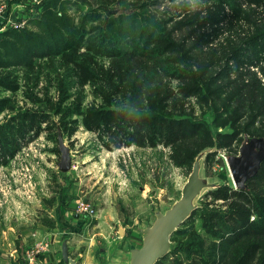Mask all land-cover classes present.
<instances>
[{
  "label": "trees",
  "instance_id": "obj_1",
  "mask_svg": "<svg viewBox=\"0 0 264 264\" xmlns=\"http://www.w3.org/2000/svg\"><path fill=\"white\" fill-rule=\"evenodd\" d=\"M7 1L21 5L17 22L34 4ZM176 1L41 0L22 26L0 17V114L11 112L0 162L22 139L71 142L80 126L106 149L169 147L186 170L203 150L264 138V0ZM17 95L30 107L16 109ZM206 197L155 264H264V160L244 187L221 183Z\"/></svg>",
  "mask_w": 264,
  "mask_h": 264
},
{
  "label": "rangeland",
  "instance_id": "obj_2",
  "mask_svg": "<svg viewBox=\"0 0 264 264\" xmlns=\"http://www.w3.org/2000/svg\"><path fill=\"white\" fill-rule=\"evenodd\" d=\"M40 1L35 0L34 6H38ZM180 1H188L191 7L195 8L202 0H177L176 3ZM0 4L3 5L4 16H7L11 5L8 9L7 0H0ZM12 6L13 10L17 8L15 3ZM32 8L37 9L36 6ZM177 8L179 7L174 9ZM30 10L31 8L26 12V19L35 15L34 11ZM15 11L19 13L21 9ZM15 22L17 21L8 24L16 27ZM18 25L22 26L23 22H19ZM254 70L257 68L254 67ZM259 76L261 77L260 74ZM261 80L264 81V77ZM0 92V96L8 94L3 90ZM190 99L195 113L199 114L200 108L195 99L193 97ZM14 100L12 103L16 109L31 105L29 101L25 103L21 95H17ZM10 115L8 109L4 110L0 114V123L9 119ZM28 133L32 135V132ZM28 133L26 137H29ZM59 134L61 142L69 149L72 160V166L65 174H62L58 167L61 155L58 144L55 145L47 139L45 131L39 136L20 140L16 152L6 156L5 163L0 162V231H6L4 229L6 224L11 225L12 233L9 237L12 241L17 242L18 233L23 231L30 234L40 219L36 218L40 207L52 206H45L42 197H48L54 190L57 192L63 188L66 190L72 185L70 182L80 179L81 184H77L76 187H81L83 193L88 190H92L95 195H100L99 192L108 193L129 232L138 229L140 235L137 238H140L143 229L151 225L158 215L176 210L184 194H188L190 205L195 209L209 200V197H206L209 190L221 183L234 185L229 163L239 156L242 146L253 143L255 150L264 149V138L244 135L237 153L225 148L203 150L196 156L191 168L186 170L174 164L170 157L171 149L166 146L132 144L106 149L101 145L97 135L83 126H80L72 136L71 142ZM93 201L96 202V199L93 198ZM91 204L94 205L92 202ZM15 219L20 223L14 224ZM198 223L196 220L195 224ZM18 225H22V229H19ZM27 237H24V245L29 243ZM172 246L173 242L169 240L164 248V256L169 253ZM0 247H3L1 236ZM172 257L168 256L166 264H171ZM183 262L186 264L187 260Z\"/></svg>",
  "mask_w": 264,
  "mask_h": 264
},
{
  "label": "crops",
  "instance_id": "obj_3",
  "mask_svg": "<svg viewBox=\"0 0 264 264\" xmlns=\"http://www.w3.org/2000/svg\"><path fill=\"white\" fill-rule=\"evenodd\" d=\"M18 6L21 5L18 4ZM18 14L14 13L12 17L18 16ZM71 166L72 160H70V167L66 171H61L62 174L67 173ZM65 176L67 178L68 175ZM70 184L72 185L68 186L66 190L65 188L58 192L54 190L47 197L53 198L52 206L50 208L42 206L36 213L37 219L42 214L51 217L53 226L41 223L39 219L29 235L26 231L18 233L16 242V240H10L9 237L12 233L11 225H5L6 231H0L3 244V247H0V264L129 263L133 250L141 245L143 234L137 238L140 235L138 229L129 232L116 204L112 203L108 197V193L99 192L98 194H102V196L95 195L92 190L83 193L81 187H76L77 184H81V179L74 180ZM80 197L94 204L96 209L94 215L83 214L76 210L75 203ZM93 198L96 199V202L93 201ZM14 221V224L20 223L17 219ZM18 227L22 229V225H18ZM26 236H28L26 240L28 239L29 243L24 245ZM40 239L48 240L49 247L38 254L34 261L29 262L24 255V249ZM64 240L68 247V262L64 261L61 253V245Z\"/></svg>",
  "mask_w": 264,
  "mask_h": 264
},
{
  "label": "water",
  "instance_id": "obj_4",
  "mask_svg": "<svg viewBox=\"0 0 264 264\" xmlns=\"http://www.w3.org/2000/svg\"><path fill=\"white\" fill-rule=\"evenodd\" d=\"M60 136L59 134L58 149L61 155L58 167L61 171H66L70 167V151L61 142ZM262 160H264V149L255 150L253 143L242 146L239 156L229 163L234 186L244 187L246 181L257 173ZM193 209L188 194H184L176 210L158 215L151 225L143 229L141 245L133 250L128 264H155L157 259L163 256L164 248L173 231L190 215ZM61 253L64 261L68 262L66 240L62 242Z\"/></svg>",
  "mask_w": 264,
  "mask_h": 264
},
{
  "label": "built area",
  "instance_id": "obj_5",
  "mask_svg": "<svg viewBox=\"0 0 264 264\" xmlns=\"http://www.w3.org/2000/svg\"><path fill=\"white\" fill-rule=\"evenodd\" d=\"M33 2H34V4H36L35 0H33ZM34 4L30 7L31 8L30 11H34V8H32V7H35ZM17 7H18V5H17ZM12 8H13V6L8 11L9 12L8 15L4 16V14H3V5L0 4V17L4 18V20H6V23L11 22L10 13L13 11ZM25 18L26 17L24 16V18H23V20L21 22H23L25 20ZM14 24H13L14 26H16V25L19 26L18 25L19 22H15ZM75 208H76V210L78 212L83 213V214H87V215H94L96 213L95 206L92 205L88 200L83 199L81 197L76 200ZM48 243H49L48 240L40 239V240L34 241L32 243V245L25 247L24 255H25L26 259L29 262L34 261V259L36 258V256L38 254H40V253L44 252L45 250H47V248L49 247Z\"/></svg>",
  "mask_w": 264,
  "mask_h": 264
}]
</instances>
